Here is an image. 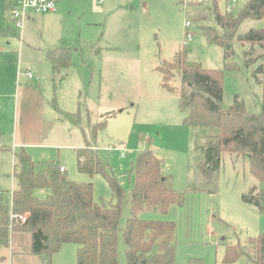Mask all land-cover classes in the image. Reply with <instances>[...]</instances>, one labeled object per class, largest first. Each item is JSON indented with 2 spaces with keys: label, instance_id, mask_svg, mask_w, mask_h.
<instances>
[{
  "label": "rangeland",
  "instance_id": "374dc122",
  "mask_svg": "<svg viewBox=\"0 0 264 264\" xmlns=\"http://www.w3.org/2000/svg\"><path fill=\"white\" fill-rule=\"evenodd\" d=\"M216 1L225 12V1ZM248 1L238 0L234 14ZM212 3L200 4L206 8ZM197 4L193 0H60L56 12L31 14L21 28L1 6L6 18L0 19V191L11 194L17 189L13 153L24 147L35 162L55 160L70 179L92 182L96 202L109 208L116 203L109 183L102 175L92 178L77 170V149L90 143L128 194L134 186L137 156L150 149L163 160L164 174L172 177L185 202L165 213L142 211L136 216L176 223L175 264L191 260L248 264L246 259L225 263V256L229 246L245 247L249 238L264 234V212L243 201L252 190L264 191L263 183L251 175L247 156L223 154L217 192L192 190L196 165L202 159L195 147L205 142L203 130L184 123L179 93L163 86L159 71L184 49L188 60L203 68L224 69V49L210 44L201 30V25H214V16L196 22L194 11L189 17L187 10ZM187 21L192 23L189 29ZM252 29H264V18L243 20L238 35ZM187 31L193 40L185 47ZM251 45L237 38L233 42L231 61L237 68L225 75L223 107L229 108L239 96L248 112L258 115L263 110V87L254 71L261 61L246 65L244 54ZM62 47L69 49L73 65L55 77L47 53ZM261 53L255 44L254 58ZM180 82L176 76V87ZM54 101L64 113H79L80 125L59 120L62 115ZM103 122L95 134L94 126ZM34 194L45 198L48 193ZM132 217L126 202L118 264H128L123 229ZM28 243L29 235L15 236L14 245L0 249V264H42L40 257L24 254ZM78 248L64 243L52 264H77ZM247 250L253 253L251 247Z\"/></svg>",
  "mask_w": 264,
  "mask_h": 264
},
{
  "label": "trees",
  "instance_id": "16d2710c",
  "mask_svg": "<svg viewBox=\"0 0 264 264\" xmlns=\"http://www.w3.org/2000/svg\"><path fill=\"white\" fill-rule=\"evenodd\" d=\"M211 5L202 8L197 4L199 8L186 10L189 17L197 12L196 22L214 16V25H201V30L210 44L224 49V69L207 70L188 60V51L184 49L177 52L173 60L164 62L159 71L163 86L171 93H179L180 109L186 115L184 123L203 130L205 142L195 147L202 159L196 165L192 190L214 194L223 154L247 156L251 175L264 186V29L238 35L243 20L264 18V0H249L238 15L222 12L216 0ZM236 38L252 44L244 54L247 66L261 61L254 71L263 87V110L258 115L248 112L239 96L229 108L223 107L225 75L237 68L231 61ZM255 44L262 51L256 58L253 56ZM47 58L55 77L73 65L68 48L50 50ZM176 76L180 77L179 87L174 83ZM54 106L62 115L59 120L80 125L79 113L60 111L56 101ZM104 125V122L95 125L94 133ZM14 159L17 189L11 194L0 191V249L14 245L15 236L27 234L29 243L24 254L40 257L42 264H52L53 255L64 243L79 246L77 264H118V234L124 205L129 202L133 217L123 229L128 264H175L176 223L136 216L142 211L165 213L171 207L184 206V194L174 187L172 177L164 174L163 160L154 151L146 149L137 156L134 186L128 194L110 170L109 163L90 143L77 149V170L92 178L102 175L109 183L116 201L109 208L96 202L92 182L70 179L67 171L61 172L62 165L57 161L37 163L24 147L14 152ZM36 190L48 194L41 198L34 194ZM243 201L264 212V191L255 194L252 190L243 196ZM25 215L27 219L22 222L20 217ZM15 250L13 248L17 253ZM242 259L248 264H264V234L249 238L245 247L238 244L227 248L225 263ZM190 264L202 262L191 260Z\"/></svg>",
  "mask_w": 264,
  "mask_h": 264
},
{
  "label": "built area",
  "instance_id": "2783aa9c",
  "mask_svg": "<svg viewBox=\"0 0 264 264\" xmlns=\"http://www.w3.org/2000/svg\"><path fill=\"white\" fill-rule=\"evenodd\" d=\"M196 3H202L204 0H193ZM225 11L227 13H234L237 7L238 0H224ZM9 8L11 13V19L17 28H21L25 21L31 14H48L54 13L57 10L60 0H9ZM192 26L190 21L186 22V28L189 29ZM193 40V34L189 31L186 32L184 38V46L188 47ZM124 156V154H122ZM65 168L61 167V172H65ZM22 222H25L27 215L21 216Z\"/></svg>",
  "mask_w": 264,
  "mask_h": 264
},
{
  "label": "crops",
  "instance_id": "0c3cea01",
  "mask_svg": "<svg viewBox=\"0 0 264 264\" xmlns=\"http://www.w3.org/2000/svg\"><path fill=\"white\" fill-rule=\"evenodd\" d=\"M9 3H10L9 0H3V4L0 5V19H1V16H2L3 19H4V16H5V18H6L5 10H3V8H2L1 6H3L4 9L10 11ZM58 5H59V3H58ZM55 12H56V11H55ZM8 18L12 21V19H11V13H10V16H8ZM28 19H30V17H29ZM12 22H13V21H12ZM13 23H14V22H13ZM15 146H16V145H15ZM16 147H17V146H16ZM13 155H14V153H13ZM62 167H64V166H62ZM64 168H65V167H64ZM65 170L67 171L66 168H65Z\"/></svg>",
  "mask_w": 264,
  "mask_h": 264
}]
</instances>
